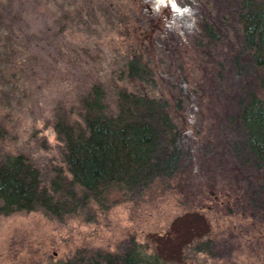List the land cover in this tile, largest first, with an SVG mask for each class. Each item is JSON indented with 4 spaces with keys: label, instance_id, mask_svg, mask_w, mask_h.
<instances>
[{
    "label": "trees",
    "instance_id": "1",
    "mask_svg": "<svg viewBox=\"0 0 264 264\" xmlns=\"http://www.w3.org/2000/svg\"><path fill=\"white\" fill-rule=\"evenodd\" d=\"M134 6L140 52L125 65L134 86L117 89L112 113L95 84L82 98L80 121H56L65 169L55 168L47 183L24 155L1 161L0 213L41 210L63 219L85 212L90 220L160 191L177 193L186 212L201 214L211 199L220 221L208 237L192 239L190 249L215 259L245 254L249 264H264V0H138ZM158 49L172 68L157 60ZM155 81L166 96L141 88ZM201 99L214 115L217 144L206 138L201 145L185 107L198 100L202 113ZM211 155L221 157L211 163ZM212 164H223L225 184ZM165 260L129 240L113 252H78L60 264H170Z\"/></svg>",
    "mask_w": 264,
    "mask_h": 264
},
{
    "label": "rangeland",
    "instance_id": "2",
    "mask_svg": "<svg viewBox=\"0 0 264 264\" xmlns=\"http://www.w3.org/2000/svg\"><path fill=\"white\" fill-rule=\"evenodd\" d=\"M137 1L0 0V162L24 155L47 183L55 168L65 169L56 121H80L82 98L95 84L105 92L107 111L115 112L117 89L134 86L125 79V65L140 52L134 37ZM156 54L163 67L172 68L160 49ZM163 86L155 81L141 88L161 97L167 94ZM201 101L203 107L197 110L202 113H196L198 100L185 107L194 115L201 145L206 138L217 144L214 115L206 112L208 100ZM214 105L220 112L222 107L215 101ZM216 156L221 157H208L211 163ZM222 165L212 164L220 166L217 179L225 184ZM178 198L177 193L152 191L138 202L123 201L90 220L85 212L63 219L41 210L0 213V264H60L78 252L88 256L113 252L129 240L170 264L250 263L245 254L222 253L215 259L193 252L192 239L215 231L220 219L211 199L196 214L186 212Z\"/></svg>",
    "mask_w": 264,
    "mask_h": 264
}]
</instances>
